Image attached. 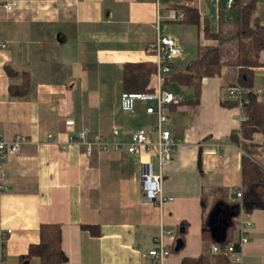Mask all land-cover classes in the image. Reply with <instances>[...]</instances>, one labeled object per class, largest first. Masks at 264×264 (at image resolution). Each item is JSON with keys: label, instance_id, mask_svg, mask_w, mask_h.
Wrapping results in <instances>:
<instances>
[{"label": "crops", "instance_id": "1", "mask_svg": "<svg viewBox=\"0 0 264 264\" xmlns=\"http://www.w3.org/2000/svg\"><path fill=\"white\" fill-rule=\"evenodd\" d=\"M214 1L193 3L201 27L207 22L210 30L205 10L213 13ZM5 4H12V10H4ZM169 8L168 0H0V44L7 45L0 48V139H23L18 154L5 155L0 165V229L11 231L4 264H18L29 246L39 243L44 224L60 226L65 264H159L148 253L166 232L169 255L161 264H181L207 252L216 256L211 253L214 244L201 235L206 218L212 219L215 236L223 235L226 219L212 211L221 194L214 192L223 190L225 203L241 202L236 192L243 155L231 135L239 132L243 115L239 106H222L237 69L226 67L220 77L203 78L195 107L164 108L163 128L177 147L164 170L163 194L172 201L161 208L144 201L137 157L124 150L94 151L87 157L82 146L67 141L86 131L89 141L128 144L140 129L155 139L157 119L146 113L153 104L123 93V67L153 63L147 46L158 36L169 37L161 34L168 21H157ZM195 28L197 44L215 45ZM216 30L217 22L211 31ZM259 61L254 89L262 99L264 51ZM6 66L17 74L8 76ZM22 74L29 79L28 93L23 99L10 98L9 86L20 85ZM170 88L180 101L193 97L190 89L183 97L187 88ZM252 143L258 146L255 157L263 158L262 136L254 135ZM234 221V241L240 223L251 222L241 264H264V211H241Z\"/></svg>", "mask_w": 264, "mask_h": 264}, {"label": "trees", "instance_id": "2", "mask_svg": "<svg viewBox=\"0 0 264 264\" xmlns=\"http://www.w3.org/2000/svg\"><path fill=\"white\" fill-rule=\"evenodd\" d=\"M260 0H233L231 9H219L217 30L211 31L207 22L200 25V14L194 6V0H168L170 8L181 12L182 18L174 23L201 28L203 40L214 41L215 45L197 44L196 58L187 66L170 64V72L162 80L164 89L178 86L192 90L190 100L180 101L178 105L191 103L194 107L199 102L200 85L203 78L220 77L226 67L237 69L230 86L237 85L244 92L239 99L222 102L224 107H235L241 103L240 111L244 117L240 130L231 135V140L244 152L241 159V185L237 189L242 193L240 203H225V192L221 189L214 194H221L215 200L213 215L218 214L226 219L220 238L215 236L211 226L212 219H205L202 224V239L219 247L220 254L210 256L205 253L197 259H183L181 264H229L223 255L226 247L234 241L236 230L235 219L240 212L249 214L255 210L264 211V168L254 158L257 145L252 143L253 136L260 134L264 150V100L254 89V70L261 67L259 57L264 51V23L257 16ZM8 76L17 73L9 66L5 67ZM155 65L151 61L129 63L123 67L122 90L125 95L151 92L154 85ZM29 88L28 76L22 74L20 85H10V98L23 99ZM177 105V106H178ZM225 195V196H224ZM223 199V200H222ZM205 202L202 201L204 206ZM82 229L94 232L90 227ZM184 232L180 237L184 238ZM235 242V241H234ZM38 259L39 264H65L67 258L61 249V229L56 224H44L39 228V243L31 245L26 255L18 260V264H29L32 259Z\"/></svg>", "mask_w": 264, "mask_h": 264}, {"label": "built area", "instance_id": "3", "mask_svg": "<svg viewBox=\"0 0 264 264\" xmlns=\"http://www.w3.org/2000/svg\"><path fill=\"white\" fill-rule=\"evenodd\" d=\"M160 0H157L159 2ZM233 0H226L225 8L231 9ZM12 4L3 5V9L11 11ZM182 18L180 11L169 8L165 17L158 16L157 21L160 20L175 22ZM7 45L0 44V48H6ZM147 52L153 57V64L155 65V77L153 90L151 92L139 93L130 95L132 99L150 103L146 108L148 115H154L157 119L154 127L155 139H152L149 132L145 129H140L132 134L131 141L128 144H121L117 142H107L104 140L95 139L89 141L87 139V132L81 131L75 135L67 137L68 143H74L82 146L84 155L92 156L94 151L105 152L108 150H124L131 156L137 157L140 161V176L139 180L144 193V201L155 204L161 208L164 204L170 203L171 198L165 197L163 194L164 170L171 161V158L176 150V143L171 139L170 132L163 128L167 121V115L164 113V108L167 106H177L180 102L178 97L172 92L163 88V77L170 72V64L173 63L181 55V49L175 39L171 37L158 36L153 43L147 46ZM244 90L237 85L228 88V96L231 99H239ZM258 93V91H257ZM259 94V93H258ZM241 106V103H239ZM244 117H242V120ZM114 137L119 135L117 128L112 132ZM52 136H48L51 140ZM23 139L17 138L11 142H6L0 139V165L5 155H17L19 144ZM241 150V148H240ZM242 155L244 152L241 150ZM260 166L264 168L263 158L255 157L254 159ZM155 163L157 169H155ZM3 175H1L2 177ZM0 178V193L3 191ZM237 198H242L240 191L236 192ZM251 227L250 221H243L240 223L238 239L230 243L223 255L228 259L229 264H241L240 252L242 247L248 243V229ZM11 234L10 230L0 229V264L5 263V243L8 236ZM170 235V232L162 233L156 239V247L149 251L148 255L161 264L163 260L169 255V251L163 242V236ZM211 253L218 255L221 253L217 245L211 246Z\"/></svg>", "mask_w": 264, "mask_h": 264}, {"label": "rangeland", "instance_id": "4", "mask_svg": "<svg viewBox=\"0 0 264 264\" xmlns=\"http://www.w3.org/2000/svg\"><path fill=\"white\" fill-rule=\"evenodd\" d=\"M215 1L211 3L213 13L212 12L208 13L207 11L208 9L205 10V12L209 14L207 15V19L211 21V30L216 29V22H217V17H216L217 2ZM218 1H219L218 2L219 9H223L225 7L226 0H218ZM206 4H209L208 0H206ZM207 8H209V6H207ZM257 14L264 22V0L259 1ZM196 31L197 30L195 27L186 26L178 23L166 22L165 24H163V27L161 29V34L176 39L181 48L182 51L181 58L174 61V64H176L177 66H187L190 62L195 60L196 47H197ZM172 87L170 88V90L172 91L173 89H175V92H179V90L182 89L177 86H175L174 88ZM184 90L187 91V93H184ZM182 91H183L182 93L183 97L189 96V94H191V91L189 89H183ZM262 99L264 100V95ZM233 238H236L235 233Z\"/></svg>", "mask_w": 264, "mask_h": 264}, {"label": "water", "instance_id": "5", "mask_svg": "<svg viewBox=\"0 0 264 264\" xmlns=\"http://www.w3.org/2000/svg\"><path fill=\"white\" fill-rule=\"evenodd\" d=\"M180 232L183 233V231H180ZM181 242H182L181 240H178V241H177V245L179 246V245L181 244Z\"/></svg>", "mask_w": 264, "mask_h": 264}]
</instances>
